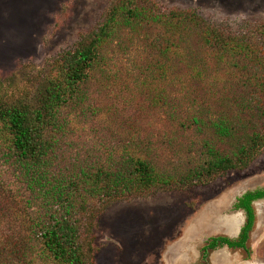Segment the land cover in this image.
I'll return each mask as SVG.
<instances>
[{"label": "trees", "instance_id": "trees-1", "mask_svg": "<svg viewBox=\"0 0 264 264\" xmlns=\"http://www.w3.org/2000/svg\"><path fill=\"white\" fill-rule=\"evenodd\" d=\"M254 32L258 42L247 33L226 34L193 10L111 0L98 29L51 61L27 90L4 92L2 82L0 264H88L94 208L246 169L264 150V23ZM112 49L137 54L131 71L147 81L204 83L195 89L205 102L188 116L172 108L177 126L163 141L135 132L120 148L82 153L71 139L75 127L103 113L91 89L121 80ZM166 153L174 156L167 165ZM6 174L24 190L10 189ZM260 199L264 189L238 198L247 221L238 240L224 242L245 247Z\"/></svg>", "mask_w": 264, "mask_h": 264}, {"label": "rangeland", "instance_id": "rangeland-1", "mask_svg": "<svg viewBox=\"0 0 264 264\" xmlns=\"http://www.w3.org/2000/svg\"><path fill=\"white\" fill-rule=\"evenodd\" d=\"M157 1L165 9L193 10L226 34L247 33L256 42L255 27L264 23V0ZM110 2L0 0L3 91L27 90L51 61L98 29ZM111 53L121 80L112 88L91 89L93 102L103 113L84 117L75 127L71 139L82 153L120 148L135 132L158 143L177 126L168 116L172 108L188 116L205 102L204 91L195 89L205 88L204 83L189 82L188 78L180 82L173 77L147 81L140 72L131 71L133 59H139L137 54L125 55L115 49ZM180 141L184 145L189 138L184 135ZM173 158L172 153H166L164 164ZM12 176H3L10 189L24 190ZM258 188H264V150L246 169L227 172L206 185L106 202L90 216L88 264H172L187 244L200 240L203 218L234 214V198ZM254 207L257 227L248 242L252 258L245 260L244 252L231 250L230 264H264V200ZM215 235L227 234L216 230L206 237Z\"/></svg>", "mask_w": 264, "mask_h": 264}, {"label": "flooded vegetation", "instance_id": "flooded-vegetation-1", "mask_svg": "<svg viewBox=\"0 0 264 264\" xmlns=\"http://www.w3.org/2000/svg\"><path fill=\"white\" fill-rule=\"evenodd\" d=\"M261 189H264V188H258L255 190H261ZM255 190H249V191H255ZM244 194H242L241 196H243ZM237 200L231 206V209H232L231 212H233L234 214L238 212H242L245 218V221L241 227V231H242L246 224L247 216H246L245 210L236 208ZM262 200L260 199V200L254 201L253 207L255 203H257L258 201H262ZM203 219L204 220L201 225L203 226L202 227L203 229L200 232L201 233L200 234L201 237L199 238L200 240L196 239L197 243L187 244L184 250H182L181 253L176 255V259L174 260L172 264H230L229 257H230L231 250L233 252H236L237 254L239 252H244L247 256V257L245 256L246 257L245 260H250L252 258L253 250L248 247L249 241L247 242L244 248L243 247H232L229 242H224L225 239H230L232 241V240H238V238L240 237L241 231L237 237H231V235H233V233H235L241 225L240 215H235L228 219L222 220V217L218 213H215L209 219L208 218L206 219L203 218ZM206 221L207 222L210 221L209 222L210 224L206 225ZM223 221L225 222L226 227H221V230H223L225 234H229V235H215V236L206 237V235H209L210 232L217 230V229L215 230L211 226L217 227V225L222 224ZM256 227H257V214H256V222H255L254 228L249 233V237H250L249 240L251 239V234L256 229ZM199 241L200 243H198Z\"/></svg>", "mask_w": 264, "mask_h": 264}, {"label": "water", "instance_id": "water-1", "mask_svg": "<svg viewBox=\"0 0 264 264\" xmlns=\"http://www.w3.org/2000/svg\"><path fill=\"white\" fill-rule=\"evenodd\" d=\"M246 192H247V191H246ZM244 193H245V192H244ZM244 193H243V194H244ZM241 195H242V194H241ZM241 195H239L238 197H240ZM238 197L234 198L233 203L237 200ZM235 215H240V217H241V225H240V227L237 229V231H236L235 233H233V235H231V237H237V236L239 235V233H240V231H241V227H242V225H243V223H244V221H245V218H244L242 212H238V213H236V214H232V215H225V216H222V220H225V219H228V218H230V217H232V216H235ZM221 227H226V224H225L224 221H223V223H222L220 226H217V227H215L214 229H215V230L217 229V231H218V230H221ZM226 231H227V230H226ZM227 235H229V234H227Z\"/></svg>", "mask_w": 264, "mask_h": 264}, {"label": "bare ground", "instance_id": "bare-ground-1", "mask_svg": "<svg viewBox=\"0 0 264 264\" xmlns=\"http://www.w3.org/2000/svg\"><path fill=\"white\" fill-rule=\"evenodd\" d=\"M204 220V219H203ZM203 223V222H202ZM201 224V223H200Z\"/></svg>", "mask_w": 264, "mask_h": 264}]
</instances>
